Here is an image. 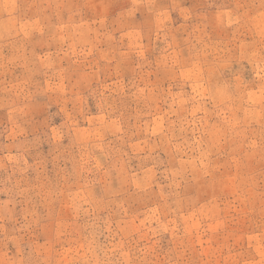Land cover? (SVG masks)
Returning a JSON list of instances; mask_svg holds the SVG:
<instances>
[{"label":"rangeland","instance_id":"rangeland-1","mask_svg":"<svg viewBox=\"0 0 264 264\" xmlns=\"http://www.w3.org/2000/svg\"><path fill=\"white\" fill-rule=\"evenodd\" d=\"M0 264H264V0H0Z\"/></svg>","mask_w":264,"mask_h":264}]
</instances>
